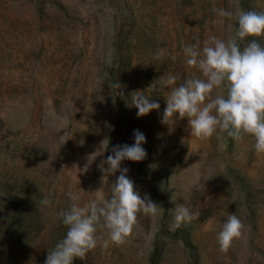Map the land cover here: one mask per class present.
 Wrapping results in <instances>:
<instances>
[{
	"label": "rangeland",
	"instance_id": "1",
	"mask_svg": "<svg viewBox=\"0 0 264 264\" xmlns=\"http://www.w3.org/2000/svg\"><path fill=\"white\" fill-rule=\"evenodd\" d=\"M239 3L264 11V0ZM213 7L233 10L231 0H0V264H44L67 231L57 216L73 202L65 193L81 206L95 198L101 162L113 146L131 145L134 130L145 137L146 157L121 168L159 214L137 213L122 244L98 245L74 264H264V154L254 138L224 134L220 151L215 135L191 136L186 118L161 122L172 87L161 81L203 78L183 48L227 39L236 25ZM252 39L264 45V36L246 37L241 47ZM137 90L160 108L138 116ZM105 138L109 150L82 171ZM181 204L199 217L172 230ZM230 214L243 234L222 253L216 236ZM96 235L108 239L102 227Z\"/></svg>",
	"mask_w": 264,
	"mask_h": 264
},
{
	"label": "clouds",
	"instance_id": "2",
	"mask_svg": "<svg viewBox=\"0 0 264 264\" xmlns=\"http://www.w3.org/2000/svg\"><path fill=\"white\" fill-rule=\"evenodd\" d=\"M231 5L232 11L212 9L218 17L236 22L235 26L229 24L231 34L227 39L211 35L203 42V47L197 40L196 44L183 48L186 64L199 70L203 78L193 75L177 85L180 76L169 74L161 81L162 86H172L165 99L161 122L168 124L171 118H186L191 136L208 139L215 135L220 141V151L227 147L224 134L236 141L242 139V134H248L254 138L255 151L264 154V45L256 39L243 47L240 43L246 37L264 36V11H246L241 8L239 0H231ZM157 55L161 56L163 52ZM214 91L215 96L212 95ZM135 92L136 95H131V104L138 110V116L160 108V104L150 96L138 90ZM133 138L131 145L113 146L111 154L101 162V183L94 191L95 198L81 206L76 194L71 191L65 193L73 202L57 216L62 218L67 231L64 238L47 251L44 264H74L77 259L82 261L98 245L106 249L109 242L122 244L137 222V213L152 217L159 214L160 206L147 193L142 197L134 181L127 175L129 169L121 168L124 160L140 162L146 157L142 147L145 142L143 133L134 130ZM79 143L82 145L84 141L80 140ZM108 150L109 139L105 138L96 151L87 155L86 164L81 170L87 171L96 157ZM105 164L107 167H104ZM117 172L119 175L116 179L109 181V176ZM109 182L111 195L105 196L103 186L109 185ZM50 195L45 196L41 203L51 206ZM199 214L198 210L193 212L183 204L177 206L172 230L197 219ZM98 227L107 230L108 239L101 241L97 237ZM243 229L238 216L228 215L216 236L219 250L226 253L233 241L241 238Z\"/></svg>",
	"mask_w": 264,
	"mask_h": 264
}]
</instances>
